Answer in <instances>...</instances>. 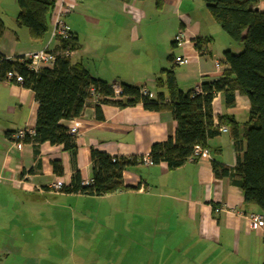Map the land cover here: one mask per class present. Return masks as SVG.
Here are the masks:
<instances>
[{
    "label": "crops",
    "instance_id": "1",
    "mask_svg": "<svg viewBox=\"0 0 264 264\" xmlns=\"http://www.w3.org/2000/svg\"><path fill=\"white\" fill-rule=\"evenodd\" d=\"M160 2L157 8L155 0H63L68 8L64 18L67 32L75 34L81 45L79 52L66 55L72 62L82 63L94 78L144 88L151 98L156 95L155 78L171 67L183 92L219 79L221 72L215 70L214 63L221 59L224 50H212L209 44V54L199 57L195 48L196 40L211 38V35H218L224 41L217 25L213 22L214 27L209 21V29H203L202 21L195 17L194 0ZM18 12L16 0H0V19L5 26L0 55L16 59L45 47L53 51L55 42L48 43L53 15L45 39L36 42L16 26ZM179 32L185 38L181 46L173 40ZM224 47L227 49L230 44L225 41ZM169 56L173 61H169ZM178 57L186 59L185 65H175L174 59ZM37 108L32 91L0 82V199L8 195L10 207L15 208L26 197L30 210L38 208V203L41 208L51 209L50 215H54L52 220L58 227L70 226V231L75 229L76 222L82 229L83 223L87 224L91 218L104 225L108 222L120 231L126 230L128 235L136 233L139 240L145 231V248L141 246L144 240L128 244L131 246L126 250L129 264L264 262V229L250 228L248 220L240 215L243 211L240 190L230 178H218L212 170L214 160L229 168L235 166L236 155L229 132H220L209 140L210 159L188 160L182 167L168 170L164 163L149 165L144 160L149 159L153 144L174 135L176 124L172 113L148 112L141 104L122 107L107 104L100 106V118L91 107L81 118L61 122L69 127L74 123L80 125L74 158L63 152L61 146L47 143L39 145L35 155L30 144L15 140L14 135L19 131L33 133ZM212 108L215 125L217 114L232 116L239 123L248 120L249 104L245 97L237 96L235 106L226 110L218 94ZM91 149L110 157L142 159L143 163L127 168L122 175L125 186L137 189L105 197L47 190L51 184L68 186L74 172L80 174L82 183L90 181ZM214 150L215 155L211 152ZM53 162L60 163V176L54 173ZM36 188L43 191L38 192ZM211 206H221L225 211L215 215ZM6 209L0 207L1 211ZM17 215L21 212L17 211ZM98 227L100 224L93 229ZM77 242L75 239L74 247ZM137 247L142 249L140 255ZM0 252L9 255L5 249ZM125 254L118 256L117 253L115 261ZM60 264H64V259Z\"/></svg>",
    "mask_w": 264,
    "mask_h": 264
},
{
    "label": "trees",
    "instance_id": "2",
    "mask_svg": "<svg viewBox=\"0 0 264 264\" xmlns=\"http://www.w3.org/2000/svg\"><path fill=\"white\" fill-rule=\"evenodd\" d=\"M57 1L16 0L19 11L16 26L24 29L30 40L42 42L48 32V22L57 9ZM202 1L221 33L241 45L242 51L239 54L224 51L220 59L223 66L220 78L202 83L198 87L200 93H195V89L181 91L174 67L162 70L155 78L156 95L152 98L140 95V90L144 88L96 79L82 63L71 61L66 54L79 52L81 45L75 34L67 32L64 18L68 8L63 5L61 19L67 35L64 38L49 37L48 43L54 41L56 44L52 67L33 72L29 61L7 59L0 55V82L32 91L38 106L33 135H26L19 142L30 144L35 155L38 146L47 143L61 146L63 152L74 158L77 153L76 138L69 135L70 127L61 122L79 119L91 107L96 109L100 118L98 111L102 105L122 107L141 104L148 112L172 113L176 124L174 135L162 143L153 144L148 158L152 165L164 163L168 170H176L192 157L194 147L210 153L209 140L220 134L221 127H225L233 142L236 163L229 168L214 160L212 170L218 178H230L240 190L242 213L253 211L264 215V11L256 9L264 0ZM155 2L159 8L160 0ZM4 31L5 26L0 19V39ZM209 44H212L211 38L195 41L199 57L209 54ZM169 61H173L172 56H169ZM8 74L12 75L10 79H7ZM113 84L121 88V94H114ZM218 94L222 96L226 110L235 106L237 96L245 97L249 104L248 120L239 123L232 116L217 114L215 125L212 102ZM121 99H125V104ZM211 152L217 154L215 150ZM89 158V185L83 186L80 174L74 172L69 185L62 187L61 193L105 197L137 189L125 186L122 175L127 168L143 163L142 159L110 157L94 149L90 150ZM52 166L54 173L60 176V163L53 162Z\"/></svg>",
    "mask_w": 264,
    "mask_h": 264
},
{
    "label": "rangeland",
    "instance_id": "3",
    "mask_svg": "<svg viewBox=\"0 0 264 264\" xmlns=\"http://www.w3.org/2000/svg\"><path fill=\"white\" fill-rule=\"evenodd\" d=\"M194 1L196 3L195 17L202 21L203 29L207 31L209 29V21L214 25L213 20L204 2L202 0ZM256 9L264 11V2H261ZM53 13L52 17L54 18L56 12L54 11ZM13 27L17 28L16 26ZM211 36L213 41L211 44L212 50L230 51L234 54H239L242 51L241 45L231 41L223 34L222 38L224 41L219 39L218 35ZM225 41L230 44L227 49L224 47ZM132 56L134 57L135 55L132 54ZM217 63L219 71L222 72L223 66L220 60ZM77 132L75 134L68 133L71 136L75 135L73 137L77 138L80 135V132L78 134ZM52 185L54 184L49 185L47 190L54 191L51 188ZM36 190L38 192L43 191L42 188H36ZM60 190L56 192H60ZM12 200L14 201V199ZM27 200L26 197L22 198L21 202L19 204L16 203L15 208H13L10 207L12 204H10L8 195L0 199V207L7 208L4 211L0 210V251L4 252L5 249L9 252V255L0 252V264H60L63 259L64 264H129L126 250L130 249L131 246H128V244L144 240L145 231L143 232V239L139 240V235L136 233L128 235L126 230L120 231L117 229L118 227L112 228L108 222L106 223L107 225H104L92 218L87 224L83 223L82 229V225L79 222H76L75 229H72V231H70V226L59 228V224L52 220L54 215H50L51 209L41 208L40 206L42 205L38 203V208L34 207V210H30L31 206ZM214 208H218V206H211L212 210ZM17 211H20L21 215H17ZM96 224H100V227L93 229ZM14 226L15 229L13 228ZM105 226L107 229L104 228ZM131 231L138 232L135 230ZM73 233L74 236H72ZM75 239L78 242L74 247ZM49 241L55 244L50 245L48 244ZM141 246L145 248V240L141 243ZM136 250L139 252L138 255H140L142 249L137 247ZM117 253L118 256L126 254L122 259L117 257L116 262L115 256ZM76 259H79L80 262H76ZM144 263L141 262L140 264Z\"/></svg>",
    "mask_w": 264,
    "mask_h": 264
},
{
    "label": "built area",
    "instance_id": "4",
    "mask_svg": "<svg viewBox=\"0 0 264 264\" xmlns=\"http://www.w3.org/2000/svg\"><path fill=\"white\" fill-rule=\"evenodd\" d=\"M56 14L53 18L52 22V31H51V38H57V37H66L67 33L64 27L63 20L61 19V15L63 14V0L57 1V9L55 10ZM54 14V13H53ZM52 14V15H53ZM174 42L177 46H181L185 42L184 34L182 32H179L177 36L174 38ZM55 54L53 51L48 50L46 47L42 50L28 53L23 57V60L29 61V68L33 72H38L42 67H52L55 62ZM174 63L176 66H182L185 65L186 59L184 57H178L174 59ZM215 70L219 72V67L217 61L214 63ZM12 75L8 74L7 79H10ZM17 81H21L18 77L16 78ZM113 92L115 95L121 94V88L117 84H113L111 86ZM195 93H200V89L197 87L194 91ZM140 95L146 96L148 95L151 97L149 92L146 89L140 90ZM80 125L79 123H74V125H71L68 132L75 134L76 131L79 132ZM77 132V134H78ZM220 132L225 133L227 132V129L225 127L220 128ZM30 133V134H29ZM76 134V135H77ZM26 135L32 136L33 133L26 132V131H19L14 135V139L17 141H21ZM75 136V135H73ZM203 158L210 159V153L207 150L201 149L199 147L193 148V154L192 157L189 160H201ZM144 163L151 164L150 159L144 160ZM90 181H86L85 183H82L83 186H88ZM63 187V185L57 183L51 186V188L54 191H58ZM224 208L221 206L218 208H214L213 212L215 215H218L222 212H224ZM241 215L246 218L250 224V228L254 231L260 230L264 228V215L254 212L249 213H241Z\"/></svg>",
    "mask_w": 264,
    "mask_h": 264
}]
</instances>
